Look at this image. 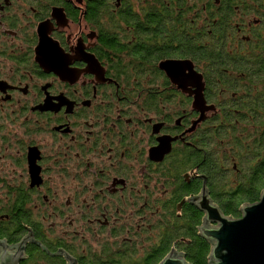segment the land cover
<instances>
[{
    "label": "flooded vegetation",
    "instance_id": "1",
    "mask_svg": "<svg viewBox=\"0 0 264 264\" xmlns=\"http://www.w3.org/2000/svg\"><path fill=\"white\" fill-rule=\"evenodd\" d=\"M258 37L264 0H0V221L18 238L0 241L31 239L20 264L34 246L103 264L189 208L203 224L257 93L252 62L223 68L221 49L252 57Z\"/></svg>",
    "mask_w": 264,
    "mask_h": 264
},
{
    "label": "trees",
    "instance_id": "2",
    "mask_svg": "<svg viewBox=\"0 0 264 264\" xmlns=\"http://www.w3.org/2000/svg\"><path fill=\"white\" fill-rule=\"evenodd\" d=\"M223 15L219 17L220 27L222 30L225 28L231 30L232 28L226 25L230 17ZM221 38L222 47L225 48L226 44L223 41L226 39V34L222 33ZM221 50L223 68L228 67V61H235L237 70L246 73L247 62H252L253 84L257 92L256 100L249 101L244 98L238 106L240 113L251 112V115L240 114L234 119L236 124L232 122L237 136L243 135V138L235 143L237 171L229 175L216 167L214 172L208 174L207 182L211 198L223 215L238 219L240 208L245 204L256 203L264 190V65H262L264 48L258 37L252 50V57L241 54L229 56L224 49ZM22 217L27 220L25 215ZM0 222V239L6 237L10 242L16 241L18 238L9 237L6 225L3 221ZM163 223L166 228L165 235L158 237L156 241L152 239V246L145 248L139 257L131 249L133 246L125 247L124 254L112 256L109 252V258L103 264H160L173 246L183 252L186 264H209L210 245L198 233V227L202 224V214L199 211L189 208L182 219L170 223L163 219ZM156 231L159 233L157 228ZM28 261L26 264H57L53 258L36 246L29 248ZM82 264L102 263L90 259L87 262L82 261Z\"/></svg>",
    "mask_w": 264,
    "mask_h": 264
},
{
    "label": "water",
    "instance_id": "3",
    "mask_svg": "<svg viewBox=\"0 0 264 264\" xmlns=\"http://www.w3.org/2000/svg\"><path fill=\"white\" fill-rule=\"evenodd\" d=\"M204 214L199 235L210 245L209 264H264V190L259 200L240 208V217H226L208 198L197 203ZM30 238L13 247L0 241V264H20ZM12 249V251H10ZM69 264L72 260L68 258ZM160 264H186L183 255L168 254Z\"/></svg>",
    "mask_w": 264,
    "mask_h": 264
},
{
    "label": "bare ground",
    "instance_id": "4",
    "mask_svg": "<svg viewBox=\"0 0 264 264\" xmlns=\"http://www.w3.org/2000/svg\"><path fill=\"white\" fill-rule=\"evenodd\" d=\"M166 256H167V255H166ZM166 256H165V257H166Z\"/></svg>",
    "mask_w": 264,
    "mask_h": 264
}]
</instances>
